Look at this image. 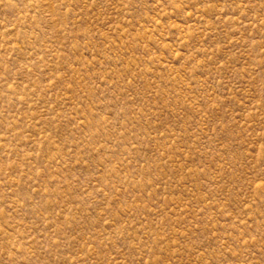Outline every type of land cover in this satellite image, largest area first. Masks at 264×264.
Here are the masks:
<instances>
[{
  "label": "rangeland",
  "instance_id": "rangeland-1",
  "mask_svg": "<svg viewBox=\"0 0 264 264\" xmlns=\"http://www.w3.org/2000/svg\"><path fill=\"white\" fill-rule=\"evenodd\" d=\"M0 264H264V0H0Z\"/></svg>",
  "mask_w": 264,
  "mask_h": 264
}]
</instances>
